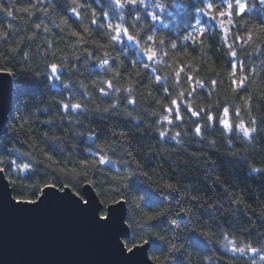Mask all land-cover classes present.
Here are the masks:
<instances>
[{
    "label": "clouds",
    "instance_id": "9594fccd",
    "mask_svg": "<svg viewBox=\"0 0 264 264\" xmlns=\"http://www.w3.org/2000/svg\"><path fill=\"white\" fill-rule=\"evenodd\" d=\"M7 66L10 198L120 199L143 264H264V0H0Z\"/></svg>",
    "mask_w": 264,
    "mask_h": 264
},
{
    "label": "water",
    "instance_id": "95a60500",
    "mask_svg": "<svg viewBox=\"0 0 264 264\" xmlns=\"http://www.w3.org/2000/svg\"><path fill=\"white\" fill-rule=\"evenodd\" d=\"M6 75L0 73V133L6 131L2 118L10 102ZM6 179L0 177V264H143V250L138 249L143 244L126 255L129 248L124 250L117 239L123 234L120 212L113 209L108 217L102 210L121 200L104 207L94 196L52 186L35 201L19 200L13 193L11 199Z\"/></svg>",
    "mask_w": 264,
    "mask_h": 264
},
{
    "label": "trees",
    "instance_id": "16d2710c",
    "mask_svg": "<svg viewBox=\"0 0 264 264\" xmlns=\"http://www.w3.org/2000/svg\"><path fill=\"white\" fill-rule=\"evenodd\" d=\"M221 11H222V10H221ZM214 46H215V45H214ZM11 70H12V69H11V66L0 67V73H3V72H5V73H9ZM26 87H28V86H26ZM29 90L32 91V92H35V91H36V88H35V87H32V86H29ZM47 186H52V187H55V188L61 189V186H60V185L41 184V191H40L39 193H37L36 195H24V194H22V193H13V194H14L15 198H17V199H19V200L35 201V200L38 199L39 195L42 193V190H43L45 187H47ZM65 188H70V189H71V186H70V185H64V186H63V190H64ZM74 192H76V193H78V194H80V195L82 194V192H78V191H74ZM153 195H155V194H153ZM118 201H120V199H117V200H109V201H107V202L101 201V202L104 204V207H107L108 205L113 204V203H116V202H118ZM191 240H192V242H193V245H199V244L203 243V242L200 240V238H199L195 233H192V234H191ZM137 245H142V244H140V243H131V244L128 245V248L130 249V248H133L134 246H137ZM218 255H223V254H222V253H218ZM151 258H152L154 261H156L157 263L161 264V261H160V260L158 261L157 259H155L156 257L151 256ZM226 260H227V258H225V264H226ZM165 264H166V262H165Z\"/></svg>",
    "mask_w": 264,
    "mask_h": 264
},
{
    "label": "snow or ice",
    "instance_id": "6c2138e0",
    "mask_svg": "<svg viewBox=\"0 0 264 264\" xmlns=\"http://www.w3.org/2000/svg\"><path fill=\"white\" fill-rule=\"evenodd\" d=\"M209 8H211V5H209ZM241 11H243V5H241ZM209 15L211 16L212 15V13L211 12H209ZM217 15H219L221 18H223L224 16H225V13H224V11H220V12H218L217 13ZM224 21H223V19L221 20V23H223ZM225 31H227V29H225ZM151 54V53H150ZM52 68H53V70H55V68H56V65H52L51 66ZM97 212H98V210H97ZM110 216V213H108V217ZM155 259H157L158 261H159V258H155Z\"/></svg>",
    "mask_w": 264,
    "mask_h": 264
}]
</instances>
